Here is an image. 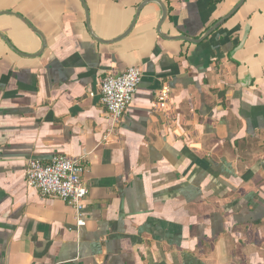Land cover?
I'll return each instance as SVG.
<instances>
[{"label":"crops","instance_id":"0c3cea01","mask_svg":"<svg viewBox=\"0 0 264 264\" xmlns=\"http://www.w3.org/2000/svg\"><path fill=\"white\" fill-rule=\"evenodd\" d=\"M241 1L0 0V264H264V0ZM131 66L113 126L100 81ZM56 155L87 165L81 227L26 184Z\"/></svg>","mask_w":264,"mask_h":264},{"label":"built area","instance_id":"2783aa9c","mask_svg":"<svg viewBox=\"0 0 264 264\" xmlns=\"http://www.w3.org/2000/svg\"><path fill=\"white\" fill-rule=\"evenodd\" d=\"M141 80L140 68L131 66L119 75H107L100 81V100L113 126L122 119ZM169 95L170 88L164 85L157 93V104H165ZM86 170L85 162L64 155L53 156L46 164L31 158L26 165V184L43 197L71 206L76 213V224L81 227L85 224L82 212L89 195V187L83 180Z\"/></svg>","mask_w":264,"mask_h":264},{"label":"water","instance_id":"95a60500","mask_svg":"<svg viewBox=\"0 0 264 264\" xmlns=\"http://www.w3.org/2000/svg\"><path fill=\"white\" fill-rule=\"evenodd\" d=\"M243 1V0H242ZM241 1V2H242ZM240 5V4H239ZM238 7V6H237ZM233 14V12L230 14V15H232ZM230 15H228V17L230 16ZM87 16V15H86ZM223 21L221 20V22H219L218 24H216V26H215V28H217L221 23H222ZM213 29L214 28H212L209 32H212L213 31Z\"/></svg>","mask_w":264,"mask_h":264}]
</instances>
